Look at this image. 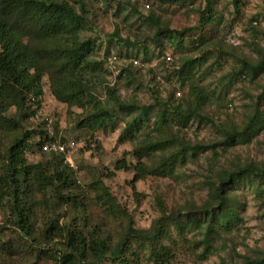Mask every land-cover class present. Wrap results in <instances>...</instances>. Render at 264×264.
I'll return each instance as SVG.
<instances>
[{
	"label": "trees",
	"instance_id": "1",
	"mask_svg": "<svg viewBox=\"0 0 264 264\" xmlns=\"http://www.w3.org/2000/svg\"><path fill=\"white\" fill-rule=\"evenodd\" d=\"M156 1L174 4L178 0ZM241 1H233L237 12ZM147 4L150 8L149 3L143 5L146 7ZM202 5L198 9V25L184 29L172 28L158 17L150 15L144 23L149 22L150 26L157 28L152 30V35L146 36L143 43L154 42L156 51L169 44L178 52H183L185 37L193 35L189 38L193 46L205 44L207 27L211 25L212 30L221 16L215 8V0H205ZM87 12L81 0H0V212L5 220L4 224H0V252L6 254H0V264L13 260L21 253L27 264H41L42 260L51 261L52 264H103L106 261L112 264H169L176 258L178 249L171 235L173 228L178 230V241L183 242L187 241L186 231L200 232L201 239L190 245V248L202 245L203 258H206L214 249L215 241L230 234L242 222L239 213L241 200L237 192L239 187L249 183L263 197L264 164L252 161L234 169L218 170L214 179L207 181L208 194L201 205L192 203L169 210L159 199V217L149 228L141 230L135 227L131 214L122 209L108 187L98 180L94 185L105 208L128 217L115 241L112 234L101 225L94 224L87 215L74 170L65 161L64 155L43 151L42 147L47 143L66 142L58 138V124L54 123L55 136L41 137L40 140L34 138L38 130L28 124L36 114V110L31 107H41L43 79L48 76L51 93L57 100L83 110L78 126L88 127L93 138L100 130L115 131L119 124V112L125 118L131 117L122 119L125 124L121 140H126V133L127 139L135 143L133 154L137 173L132 184L148 175H172L177 162L196 159L206 149H212L211 161L216 160L214 144L192 141L178 143L179 138L171 131L175 122L187 125L186 113L198 115L209 96L191 87V95H195V99L190 100L194 101L193 104L187 99L179 101L180 98L174 94L168 100L156 97L159 111L151 126L152 107L137 106L121 100L115 84L118 79L114 84L105 79L107 73L104 64L108 58L116 56L118 64L128 58L108 50L99 56L95 41L82 35L88 27ZM144 50L148 51L146 44ZM258 55L257 63L243 60L234 77H249L254 81L264 73V53L258 51ZM191 59L179 58V66H174V59H163L165 78L170 80L175 75L183 81L192 80L191 72L198 62ZM131 60L137 61L136 58ZM130 68V65L124 68L117 78L127 73L131 75ZM127 79L129 84L134 82L133 77ZM98 88L103 91L104 101L97 94ZM249 107L252 111L248 114L244 129L231 127L224 130L225 140L220 144L233 146L239 137L247 136L264 122V93ZM12 108H15L13 114L10 113ZM142 129L146 130L144 139H134ZM154 132L158 135L155 140L152 138ZM165 132L168 135L164 136ZM45 133L47 130L40 131L42 135ZM35 146H39L44 156L40 161L30 163L28 153L33 152ZM157 151L166 152L159 161L154 156ZM145 156L154 162L148 166L142 161ZM128 167L124 160L116 166L119 170ZM56 204L71 213L81 214L61 224L59 218L48 214ZM165 239L172 245L165 244ZM133 243L149 249L148 261L140 262ZM257 254L253 251L241 256L239 261L222 259L215 264H264V253Z\"/></svg>",
	"mask_w": 264,
	"mask_h": 264
},
{
	"label": "rangeland",
	"instance_id": "2",
	"mask_svg": "<svg viewBox=\"0 0 264 264\" xmlns=\"http://www.w3.org/2000/svg\"><path fill=\"white\" fill-rule=\"evenodd\" d=\"M81 1L88 10V27L82 35L95 41L99 56L108 50L110 53L114 51L119 56L128 58L129 60L124 59L120 64L116 62L120 71L129 65L132 66L131 75L127 73L117 78L111 74V69L107 68L108 64L106 62L104 64L107 73L105 79L111 84L118 79L115 84L121 100L137 106L152 107L149 122L152 126L159 111L156 97L168 100L171 94H174L180 98L179 101L183 99L190 101L195 99V95H191V87L198 92L206 93L209 97L199 110L200 113L192 116L186 113L187 125H178L175 122L171 126V131L179 138L178 143L192 141L205 145L214 144L217 153L216 160L211 161L212 149H206L196 159H188L185 163L177 162L172 175H148L132 184L137 173L134 167L136 157L133 154L135 143L127 139L126 133L124 134L126 140H121L125 124L123 120L131 117L125 118L119 112L117 129L100 130L93 138L88 127L78 126L83 110L76 106L69 107L57 100L51 93L49 78L45 76L41 107L37 108L36 105L31 107L32 110H40V114L36 120L29 121L28 124L38 130V134H34L36 140L55 136L54 123H57L59 140L76 142V147L71 152L75 166L72 168L83 195L81 200L86 204V213L94 224L104 227L116 241L123 229L122 224L125 225L128 221L126 214L120 212L114 214L105 208L94 185L98 180L108 187L110 194L122 209L131 214L135 227L141 230L149 228L159 217V199L169 210L180 209L192 203L201 205L207 198V181L213 180L218 170L234 169L252 161L264 164V122L257 125L247 136L239 137L233 146L220 144L225 140L224 130L227 131L231 127L237 130L244 129L248 114L252 111L249 106L255 104L258 96L264 93V73L254 81L249 77L244 79L234 77L243 60L257 63L258 51L264 53V0H242L238 12L234 0H215V8L221 19L213 25L212 30L211 25L207 27L205 44L193 46L189 41L193 35L186 36L184 39L186 47L183 52H178L169 44H166L164 49H159L162 51H156L157 46L154 42L143 43L146 36L152 35V30L157 28L150 26L149 22H144L147 17L153 15L172 28L197 26L200 19L198 9L202 8L205 0H178L174 4L156 0ZM144 3H149L150 8L147 9ZM124 40L136 44H128ZM144 44L147 45L148 51L144 50ZM181 57H191V60L195 59L198 62L191 72L192 80H180L173 75L174 73L172 74L174 77L166 79L163 59L171 61L174 59L176 60L174 66H179ZM133 58L137 61L132 62ZM128 77H133L134 82L129 84ZM159 77L167 82L165 86L159 87L157 84ZM97 94L102 101L105 100L102 89L98 88ZM184 106L186 107L185 104ZM14 112L15 108H12L10 113ZM41 130H47V133L42 135ZM146 130L142 129L136 133L134 139L143 140ZM152 134V138L157 139V132ZM165 135L168 133L165 132ZM162 154L166 152H155V159L159 161ZM43 156L39 146H35L33 152L28 153V160L35 163L43 159ZM122 160L128 164L129 169L116 168L117 163ZM142 161L148 166L154 162L149 156H145ZM237 192L241 200L239 213L242 218L238 227L230 234L217 239L214 249L206 258H203L202 245L190 248L201 239L200 232L186 231L188 242H183L178 241V230L173 228L171 235L176 240L173 243L178 249L176 258L169 264H215L222 259L228 261L233 259L236 262L244 254L253 251L258 253L257 255L264 253V195L259 196L258 189L249 183L240 186ZM48 214L59 218L61 224H64L66 219L79 216L81 213H71L56 204ZM4 221V216L0 212V224H4ZM164 243L172 245L167 239ZM132 245L140 257V262L148 261L149 249L134 243ZM0 254L6 255L2 252ZM20 255L15 256L14 261L6 260L5 264H27L26 259H22ZM41 264L52 263L42 260ZM103 264L112 263L106 261Z\"/></svg>",
	"mask_w": 264,
	"mask_h": 264
},
{
	"label": "built area",
	"instance_id": "3",
	"mask_svg": "<svg viewBox=\"0 0 264 264\" xmlns=\"http://www.w3.org/2000/svg\"><path fill=\"white\" fill-rule=\"evenodd\" d=\"M146 8H149V5H146ZM117 62V58L116 56H113L112 58H108L106 64H108L107 68H110V72L113 76H118L120 71V67L119 65H116ZM136 62V61H135ZM112 66V67H111ZM159 80L157 81V83L159 84V87H163L165 86V84L167 83L166 81L162 80V78H158ZM36 114L33 117L32 121L36 120V118L39 116L40 114V110H36L35 111ZM47 121H50L49 118H46ZM76 147V142L74 141H69V142H53V143H47L45 145H43V151L44 152H50V153H61L64 155L65 157V161L68 162L70 164L71 167H75L74 163L72 161L71 158V152L72 150H74Z\"/></svg>",
	"mask_w": 264,
	"mask_h": 264
}]
</instances>
